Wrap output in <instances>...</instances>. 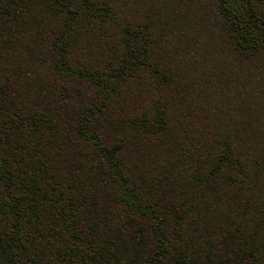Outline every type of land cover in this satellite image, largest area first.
<instances>
[{
    "label": "trees",
    "instance_id": "16d2710c",
    "mask_svg": "<svg viewBox=\"0 0 264 264\" xmlns=\"http://www.w3.org/2000/svg\"><path fill=\"white\" fill-rule=\"evenodd\" d=\"M0 264H264V0H0Z\"/></svg>",
    "mask_w": 264,
    "mask_h": 264
}]
</instances>
